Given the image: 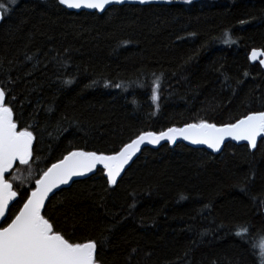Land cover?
I'll return each instance as SVG.
<instances>
[{
    "label": "trees",
    "instance_id": "1",
    "mask_svg": "<svg viewBox=\"0 0 264 264\" xmlns=\"http://www.w3.org/2000/svg\"><path fill=\"white\" fill-rule=\"evenodd\" d=\"M0 6V88L36 137L29 164L6 174L13 211L70 151L113 154L141 132L264 111V71L249 62L264 51V0H157L101 15L58 0ZM46 210L69 238L99 242L102 264H264V143L144 149L117 185L98 170Z\"/></svg>",
    "mask_w": 264,
    "mask_h": 264
},
{
    "label": "snow or ice",
    "instance_id": "2",
    "mask_svg": "<svg viewBox=\"0 0 264 264\" xmlns=\"http://www.w3.org/2000/svg\"><path fill=\"white\" fill-rule=\"evenodd\" d=\"M136 2L150 4L153 0ZM165 2L172 3L173 0ZM183 2L190 4L192 0ZM125 3L126 0H58L60 6L69 10L89 9L99 12H104L110 5ZM4 18V12L0 11V20ZM224 42L235 43L228 33H225ZM261 56H264V51L253 50L250 59L256 61ZM260 64L264 65V59L260 60ZM158 87L152 92L153 101L159 100ZM181 138L193 145H206L214 152H220L221 146L229 138L232 141H246L255 150L258 138L264 143V111L252 112L234 123L220 127L201 120L182 128L169 127L158 134L152 131L141 132L118 152L110 155L98 154L96 151H70L59 162L52 163L42 171L35 179L34 187L22 198V207L13 211L15 204L20 201L6 174L17 162L29 164L34 157L36 137L28 127H18L8 93L0 89V264H102L98 259L99 242L73 240L55 226L46 210L50 194L54 195V190L75 182L73 178L93 173L97 166H102L100 170L105 173L108 184L115 186L117 178L141 151L142 145H159L161 141L176 144ZM247 231L244 226L235 235L244 240L243 233ZM260 248L264 253V243ZM261 260L264 262V255Z\"/></svg>",
    "mask_w": 264,
    "mask_h": 264
},
{
    "label": "water",
    "instance_id": "3",
    "mask_svg": "<svg viewBox=\"0 0 264 264\" xmlns=\"http://www.w3.org/2000/svg\"><path fill=\"white\" fill-rule=\"evenodd\" d=\"M156 2H157V0H153V2L150 3V4H139L138 2H136V0H126V3L123 4V5H110V6H108V7L105 9L104 12H99L98 10H89V9H80V10H76V9L69 10V9H66V8H65V9L68 10L69 12H73V13L87 12V13H96V14H100V15H101V14L105 13L107 10H109V9H111V8H113V7L131 6V5H132V6H146V5L154 4V3H156ZM0 11H1V10H0ZM1 21H2V20H0V23H1ZM252 51H253V50H252ZM252 51H251V52H252ZM258 51H261V50H258ZM251 52H250V54H249V62H250V64H251V65L258 64V65L261 67V69L264 71V65H261V64H260V60H261V59H264V56L258 57L256 61H252V60L250 59ZM0 89H1V88H0ZM185 126H186V125H185ZM185 126H182V127H185ZM182 127H179V128H182ZM218 127H220V126H218ZM154 133H155V132H154ZM157 134H158V133H157ZM134 139H135V138H134ZM259 141H260V138H258V143H259ZM129 143H130V142H129ZM179 144H182V145L187 146V147L192 148V149H201V150H205L206 152H208V153H210V154H212V155H219V154L223 151L224 147H225L226 145H228V144H234V145H245V146L249 147V146L247 145V142H246V141H232L230 138L227 139V140L225 141L224 145L221 146V151H220V152H214V151H212L211 149H208L206 145H193V144H191L189 141L183 140L182 138H181V139H178L177 142H176V144H171V143L168 142V141H161L159 145H149V144H144V145L141 146V151L138 152V153L132 158V160L129 162V164L125 166V170L121 173L120 177L117 178V182H118L119 179L124 175V173L126 172V170L132 165V163H133V162L139 157V155L141 154V152H142L144 149H153V150H155V149H158L159 147H161V146H163V145H167V146H169L170 148H173V147H175L176 145H179ZM249 149H250L251 151H254V150L251 149L250 147H249ZM78 151H79V150H78ZM113 154H114V153H113ZM106 155H110V154H106ZM58 162H59V161H58ZM56 163H57V162H56ZM17 164H19V162H17L14 166H16ZM101 168H102V166H97V170H95L93 173H88V174H87L86 176H84V177H76V178H73V180H74L75 182H77V181H82V180H86V179L90 178L91 176L95 175L96 172H97L98 170H100ZM103 173H104V172H103ZM104 176H105V178L107 179L105 173H104ZM73 183H74V182H70L69 185H63V186H61L60 189L54 190V195L57 194L58 192H60L61 190H64V189L69 188ZM110 186H113V185H110ZM54 195H53V194H50V199H51ZM50 199H49V200H50ZM47 203H48V201H46V205H47Z\"/></svg>",
    "mask_w": 264,
    "mask_h": 264
}]
</instances>
